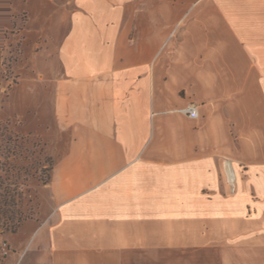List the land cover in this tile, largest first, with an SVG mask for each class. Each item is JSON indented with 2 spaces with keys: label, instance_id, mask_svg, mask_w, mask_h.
Wrapping results in <instances>:
<instances>
[{
  "label": "crops",
  "instance_id": "obj_1",
  "mask_svg": "<svg viewBox=\"0 0 264 264\" xmlns=\"http://www.w3.org/2000/svg\"><path fill=\"white\" fill-rule=\"evenodd\" d=\"M75 5L53 57L71 146L20 263L264 264V0Z\"/></svg>",
  "mask_w": 264,
  "mask_h": 264
},
{
  "label": "rangeland",
  "instance_id": "obj_2",
  "mask_svg": "<svg viewBox=\"0 0 264 264\" xmlns=\"http://www.w3.org/2000/svg\"><path fill=\"white\" fill-rule=\"evenodd\" d=\"M75 9V0H0V264L14 252L21 264L17 250L51 211L56 157L71 146L56 117L53 57ZM191 260L220 264L213 252Z\"/></svg>",
  "mask_w": 264,
  "mask_h": 264
},
{
  "label": "built area",
  "instance_id": "obj_3",
  "mask_svg": "<svg viewBox=\"0 0 264 264\" xmlns=\"http://www.w3.org/2000/svg\"><path fill=\"white\" fill-rule=\"evenodd\" d=\"M183 112H184L187 116H189V117H191V118H193V119H196V118L199 116L198 108H197L194 104H190L189 106H187V107L183 110ZM229 182H230V184H231L233 187L235 186V184H236V179H235L234 174L232 175V178L229 179Z\"/></svg>",
  "mask_w": 264,
  "mask_h": 264
},
{
  "label": "bare ground",
  "instance_id": "obj_4",
  "mask_svg": "<svg viewBox=\"0 0 264 264\" xmlns=\"http://www.w3.org/2000/svg\"><path fill=\"white\" fill-rule=\"evenodd\" d=\"M227 174H228V178L231 179L233 175V170L231 169L230 166L227 168Z\"/></svg>",
  "mask_w": 264,
  "mask_h": 264
}]
</instances>
